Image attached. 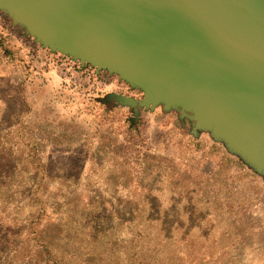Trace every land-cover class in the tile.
<instances>
[{
    "label": "rangeland",
    "instance_id": "1",
    "mask_svg": "<svg viewBox=\"0 0 264 264\" xmlns=\"http://www.w3.org/2000/svg\"><path fill=\"white\" fill-rule=\"evenodd\" d=\"M60 64L95 72L92 91L49 86ZM112 93L144 91L0 10V264H264V170Z\"/></svg>",
    "mask_w": 264,
    "mask_h": 264
},
{
    "label": "water",
    "instance_id": "2",
    "mask_svg": "<svg viewBox=\"0 0 264 264\" xmlns=\"http://www.w3.org/2000/svg\"><path fill=\"white\" fill-rule=\"evenodd\" d=\"M44 46L144 91L264 170V0H0Z\"/></svg>",
    "mask_w": 264,
    "mask_h": 264
},
{
    "label": "built area",
    "instance_id": "3",
    "mask_svg": "<svg viewBox=\"0 0 264 264\" xmlns=\"http://www.w3.org/2000/svg\"><path fill=\"white\" fill-rule=\"evenodd\" d=\"M58 71L61 83L66 87L72 88L77 93L87 94L94 88L92 75H96V73L93 71L91 73L88 71H79L78 68L76 70L70 69L66 64H60ZM81 81H86L87 84L82 85L80 83Z\"/></svg>",
    "mask_w": 264,
    "mask_h": 264
},
{
    "label": "crops",
    "instance_id": "4",
    "mask_svg": "<svg viewBox=\"0 0 264 264\" xmlns=\"http://www.w3.org/2000/svg\"><path fill=\"white\" fill-rule=\"evenodd\" d=\"M59 77H60V74L56 69L48 70V72H46L45 74V78L47 79L49 86L57 84L60 80Z\"/></svg>",
    "mask_w": 264,
    "mask_h": 264
}]
</instances>
